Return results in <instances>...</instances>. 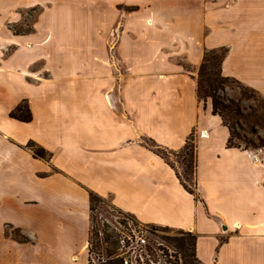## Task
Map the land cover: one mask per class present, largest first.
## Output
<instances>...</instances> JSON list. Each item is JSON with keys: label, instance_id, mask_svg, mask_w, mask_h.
<instances>
[{"label": "crops", "instance_id": "0c3cea01", "mask_svg": "<svg viewBox=\"0 0 264 264\" xmlns=\"http://www.w3.org/2000/svg\"><path fill=\"white\" fill-rule=\"evenodd\" d=\"M36 4L58 5L12 33L6 23ZM99 18L127 39L109 67L90 41ZM221 47L222 74L264 98V0H0V264H86L90 192L149 230L192 233L200 264H264V161L228 146L197 96L204 51ZM22 102L30 121L10 116ZM191 135L196 195L161 154Z\"/></svg>", "mask_w": 264, "mask_h": 264}, {"label": "trees", "instance_id": "16d2710c", "mask_svg": "<svg viewBox=\"0 0 264 264\" xmlns=\"http://www.w3.org/2000/svg\"><path fill=\"white\" fill-rule=\"evenodd\" d=\"M226 54V48L221 47L217 49H210L204 51L201 64L197 73V96L200 101H210L211 112L214 115H218L223 124L228 128L229 137L227 141L228 146L243 147L244 149L253 150L259 146L264 145V141L258 138L259 142H255L250 139L246 134L238 132L237 129L242 131H248V133L257 135L256 127H260L264 130V98L254 89L241 84L238 80L230 77H226L222 74L221 64ZM228 83H235L241 86L240 96L237 99L227 97L224 94V87ZM259 95V106H248L244 108L240 102L242 100L256 99L255 95ZM10 116L21 121H30L31 112L26 102H22L17 105L11 112ZM247 127V128H244ZM238 139L243 142L244 145L235 143L234 140ZM33 151V154L38 157L47 158V152L40 146L29 142L27 144ZM182 157L181 163L184 166V177L178 174L179 180L184 188L196 195L195 183H194V171H195V159H194V143L193 136L191 135L186 141L184 148L177 152ZM191 176V184H188V176ZM90 209H94L95 204L102 201L101 197L93 192H90ZM197 197V196H196ZM169 230L166 227H151L150 231L155 232L157 230ZM170 231V230H169ZM12 237L19 242L31 241L29 237L24 235L20 229L12 228ZM91 233L90 238L92 237ZM162 239L169 241L180 255L182 264H200L195 253V241L196 236L190 232L178 230L175 235L162 236ZM107 237L105 241H108ZM118 243V240L115 241ZM115 255V256H114ZM109 260L99 264H123L122 259L116 257L114 254ZM86 264H95L91 260H88Z\"/></svg>", "mask_w": 264, "mask_h": 264}, {"label": "rangeland", "instance_id": "374dc122", "mask_svg": "<svg viewBox=\"0 0 264 264\" xmlns=\"http://www.w3.org/2000/svg\"><path fill=\"white\" fill-rule=\"evenodd\" d=\"M71 3H72L71 6L66 8L67 10L72 11L77 8L82 10L83 9L88 10L94 4L93 2H89V1L81 2L80 5L78 2H71ZM54 5L55 4L51 6L50 5L43 6L36 4L33 7L29 8L27 11L22 12L19 20H15L16 22L9 21L6 23V26L14 34L30 31L31 29H33L34 31V29L37 27L38 24H40L41 26L43 22L46 20L39 18L42 15V13L50 12L52 9H55L58 4L56 6ZM103 7H104L103 4H98V3L96 4V10H102L101 12H103ZM117 8L118 9L125 8V10L128 12H134L137 9L136 5H130L124 8H122L121 5H118ZM103 21H104L103 18L98 19L99 25L101 22L103 24L101 26L99 25L97 26L98 27V29L96 28L97 32H94V34L90 37L92 38L90 39V41L96 44L98 48H100L99 46H103V44H105V48L107 49L106 53L105 52L102 53L103 56L102 57L99 56L98 59L100 64L102 65L105 64L107 67H109L108 64L111 59L110 54L111 55L113 54L114 58L116 59L117 52L112 51V53H109L108 49L110 51L114 47V45L116 46V43H118L119 41L121 42V40H123L121 39V37L124 38V41L126 42L127 39H125L126 36H119L118 33L116 34V26H114L110 30V32L104 30L103 27H105V22ZM133 21H136V19ZM49 35L50 34L46 33L43 36V39H45ZM41 64H43L42 61H37L34 64V68L39 69L40 68L39 65ZM179 64L183 68L188 67L185 62L180 61ZM123 70L124 71L122 73H127L126 69ZM45 74L47 75L46 72ZM241 90H242L241 86H239L238 84L228 83L224 87V94L227 97L237 99L240 96ZM255 96H256L255 100L248 99L241 101L240 102L241 106L244 108H248V106H259L260 105L259 100H261V98L257 94ZM244 128L247 127L244 126ZM237 130L240 133L246 134L250 139H252L256 143L259 142L258 138L264 141V130L260 127H256L257 135L250 134L248 133V131L245 132L240 129ZM234 142L242 146L244 145V143L239 141L238 139H235ZM259 147H261L264 151V145ZM161 154L163 157L167 159V161H169L172 165L177 167L180 176L184 177L185 175L183 172L184 166L181 163L182 157H180V155L178 154L170 155L169 153L166 152H161ZM191 183H192L191 176L189 175L188 184ZM126 218H130V216L120 212L119 210L111 206L108 200H102L95 204V207L91 212V231L93 232V235L90 238L89 247H88V259L91 260L92 263L99 264L106 262L111 257H113L114 254L118 253L117 243L115 242L116 240H118L119 237V233L117 230L118 229L122 230L120 223H123ZM135 223L140 226H145L143 224H140L139 222H135ZM6 230L8 231V233H11V228H7ZM175 232H176L175 230L169 231V230L159 229L155 232H150L147 235L150 240L163 241L166 245L170 246V248L173 249L172 244L169 241L162 239V236L175 235ZM107 237L109 238V240L105 241Z\"/></svg>", "mask_w": 264, "mask_h": 264}, {"label": "built area", "instance_id": "2783aa9c", "mask_svg": "<svg viewBox=\"0 0 264 264\" xmlns=\"http://www.w3.org/2000/svg\"><path fill=\"white\" fill-rule=\"evenodd\" d=\"M256 161H264V151L261 147L250 151ZM116 257L123 264H182L176 249L163 241L150 240L151 231L147 227L137 225L132 219L126 218L120 223Z\"/></svg>", "mask_w": 264, "mask_h": 264}]
</instances>
